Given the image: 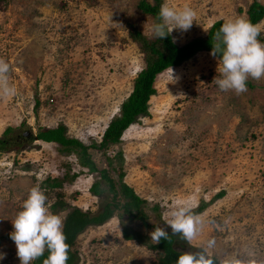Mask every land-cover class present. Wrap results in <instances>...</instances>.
I'll use <instances>...</instances> for the list:
<instances>
[{
    "label": "rangeland",
    "instance_id": "374dc122",
    "mask_svg": "<svg viewBox=\"0 0 264 264\" xmlns=\"http://www.w3.org/2000/svg\"><path fill=\"white\" fill-rule=\"evenodd\" d=\"M136 1L98 0L95 7L82 0L0 2V59L10 66L8 85L15 89L12 96L0 95V136L8 127L20 136L17 151L0 153V264H20L9 236L11 221L32 187L39 185L48 207L62 201L60 210L49 208L62 220L71 208L96 214L108 201L107 194L100 201L88 192L97 178L77 164L75 155L29 138L40 127L62 124L67 137L84 144L99 141L143 68L124 22L149 36L153 20L137 13ZM251 1L161 3L196 12L187 31L170 33L181 46L204 37L216 21L245 19ZM256 1L264 6V0ZM256 27L264 41V17ZM217 68L215 58L200 52L171 68L172 78L168 69L157 75L148 115L105 156L89 153L98 169L106 167L105 158L121 167L123 182L145 201L149 223L167 229L163 214L176 202L201 216L198 234L191 242L181 238L178 250H206L219 264L230 257L264 264V77L249 78L251 87L239 95L221 92L212 84ZM34 97L40 103L36 111ZM46 180L59 186L42 188ZM219 192L222 197L214 198ZM118 214L78 235L77 264H155L156 253L122 239L124 219ZM128 227L145 233L136 223Z\"/></svg>",
    "mask_w": 264,
    "mask_h": 264
},
{
    "label": "trees",
    "instance_id": "16d2710c",
    "mask_svg": "<svg viewBox=\"0 0 264 264\" xmlns=\"http://www.w3.org/2000/svg\"><path fill=\"white\" fill-rule=\"evenodd\" d=\"M8 0H0L7 2ZM88 7H95L98 0H82ZM161 0H137L135 10L143 16H150L153 23L158 20V13L161 7ZM245 20L256 26L264 17V6L256 0H252L246 7ZM222 21L214 22L206 31L204 37L193 38L185 44L178 46L173 43L170 34L162 39L156 38L153 33L144 36L131 22H124L127 30L128 39L136 46L138 53L141 55L143 68L136 73L132 80L131 91L126 99L121 103L118 114L113 117L103 130L99 141L81 143L77 139L66 136V128L58 124L54 128H38L34 137L29 141L35 140L42 143H52L57 146L58 151L64 155H75L77 164L86 169L90 175H95V180L89 187L88 192L95 198H100L107 194L109 199L102 205L100 211L92 214L90 211H81L78 208H71L63 218V232L66 235V242L69 245L67 264H77L78 257L73 250L76 239L85 229L96 227L106 223L116 212L121 223V236L125 241H134L148 251L157 254L155 264H176V260L181 255L183 244L179 243V236L171 234V228L165 229L169 233L167 240H161L159 244L152 241L150 233L154 231L157 224L148 222L146 214L143 211L145 201L139 198L133 190L123 182V171L121 167H112L108 158H105L106 167L98 169L92 161L89 151L99 153L105 156V153L111 147L118 145L123 133L138 118L148 115L149 99L155 94L154 81L157 75L169 68L180 66L183 62L189 60L197 53L206 52L211 55L212 42L214 34L222 26ZM261 43H264L261 35L257 37ZM212 56V55H211ZM213 57V56H212ZM215 58V57H213ZM216 59V58H215ZM217 60V59H216ZM246 87H251L248 82ZM33 111H36L40 103L37 97L33 99ZM14 130L6 128L0 136V153L17 151L19 144ZM120 161V153H116ZM121 162V161H120ZM75 177L74 175L72 178ZM48 184L47 180L41 183L42 188L58 187L59 184L53 180ZM223 192L217 193L214 198L219 199ZM59 196V195H57ZM203 205L196 211H202ZM51 210L58 211L63 208L62 201L58 200L49 206ZM136 223L141 226L145 233L132 231L128 225ZM148 233V234H146ZM47 251L44 256L32 264H42L43 259L47 258ZM211 257V256H210ZM214 264H219L215 257H211Z\"/></svg>",
    "mask_w": 264,
    "mask_h": 264
},
{
    "label": "clouds",
    "instance_id": "9594fccd",
    "mask_svg": "<svg viewBox=\"0 0 264 264\" xmlns=\"http://www.w3.org/2000/svg\"><path fill=\"white\" fill-rule=\"evenodd\" d=\"M196 18V12L188 6L177 9L167 2L161 5L157 22L151 26L156 38H166L173 29L187 31ZM259 31L256 26L244 18L228 20L214 34L211 55L218 61V75L215 84L221 92L234 91L237 95L247 91L249 78L259 80L264 77V43L258 40ZM9 64L0 59V95L5 97L15 94V89L8 85ZM168 71L171 74L173 70ZM47 197L39 185L32 187L19 211L11 221L13 231L9 234L15 243L16 254L20 264H32L44 256L42 264H67L69 245L63 232V220L50 212ZM171 234L191 242L198 234L203 221L201 216L194 215L190 206L176 202L164 214ZM156 244L167 240L169 233L162 227H156L150 233ZM209 241L208 247H212ZM4 257L0 255V259ZM176 264H214L206 250L196 253L184 252L176 260ZM220 264H244L236 257L222 260ZM254 264V262H250Z\"/></svg>",
    "mask_w": 264,
    "mask_h": 264
}]
</instances>
